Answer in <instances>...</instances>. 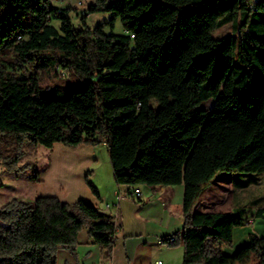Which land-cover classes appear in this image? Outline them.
<instances>
[{
    "label": "trees",
    "instance_id": "16d2710c",
    "mask_svg": "<svg viewBox=\"0 0 264 264\" xmlns=\"http://www.w3.org/2000/svg\"><path fill=\"white\" fill-rule=\"evenodd\" d=\"M78 11L79 25L53 0H0L5 172L39 182L20 164L29 145L105 144L118 184L184 185L183 229L164 240L184 245L183 264H264V235L224 252L245 209L197 208L219 174L264 173V0H91ZM97 12L109 18L90 26ZM229 23L231 34L214 37ZM58 69L71 81L44 85ZM86 184L100 197L89 174ZM85 227L110 256L116 225L93 203L13 198L0 210V264H56Z\"/></svg>",
    "mask_w": 264,
    "mask_h": 264
},
{
    "label": "crops",
    "instance_id": "0c3cea01",
    "mask_svg": "<svg viewBox=\"0 0 264 264\" xmlns=\"http://www.w3.org/2000/svg\"><path fill=\"white\" fill-rule=\"evenodd\" d=\"M63 6L69 7V3ZM101 147L106 148L105 144L70 147L56 143L51 150L50 164L40 172L39 182H19L32 187V201L41 195H56L66 202L84 199L111 216L116 225V242L110 256L89 237V228L85 227L75 253L60 249L56 264H183L184 245L171 246L160 239L175 236L183 229L184 185H139L140 196L118 199V192H127L131 187L116 182L110 157L109 167H102L98 158ZM88 171L100 197L95 196L86 184ZM234 181V178L229 180L230 187ZM208 189L202 194L197 208L203 212L218 211L212 208L210 201L203 204ZM251 234L264 235V216L235 227L233 244L225 247L224 252L236 254L249 244Z\"/></svg>",
    "mask_w": 264,
    "mask_h": 264
},
{
    "label": "rangeland",
    "instance_id": "374dc122",
    "mask_svg": "<svg viewBox=\"0 0 264 264\" xmlns=\"http://www.w3.org/2000/svg\"><path fill=\"white\" fill-rule=\"evenodd\" d=\"M69 3L71 8L70 17L74 24L79 25L80 16H77V11L80 12L82 8L87 7L91 0H86L84 7L81 9L76 8L77 0H63L58 5ZM109 18V13L97 12L93 13L88 18L90 26H95ZM54 24L58 25V21L54 20ZM124 28L121 21L118 19L114 28V32L121 34ZM232 25L226 24L223 27L214 30V37H225L232 33ZM106 31H110L107 27ZM43 82L45 84H62L67 85L72 77L68 72L58 69V76L53 71L43 75ZM213 100L205 103L206 107L213 106ZM51 150L42 145L27 146L25 148L26 154L20 164L29 163L28 174L41 172L50 164ZM98 158L102 163V167H109V154L106 148L101 147L98 152ZM6 167L0 161V210L2 206L13 198H18L23 201H32L33 190L32 187L25 186L26 180H19L16 173H7ZM91 176V172H87ZM86 174V175H87ZM234 178L233 186H229V180ZM96 185V184H95ZM204 203L210 201L213 209L223 212L236 211L243 208L249 215V220L254 219L253 215L259 208H264V173L258 174L254 172L241 173V172H224L219 174L216 181L208 189ZM212 201V202H211ZM250 223V222H249ZM182 244V243H181Z\"/></svg>",
    "mask_w": 264,
    "mask_h": 264
},
{
    "label": "built area",
    "instance_id": "2783aa9c",
    "mask_svg": "<svg viewBox=\"0 0 264 264\" xmlns=\"http://www.w3.org/2000/svg\"><path fill=\"white\" fill-rule=\"evenodd\" d=\"M63 0H53V2L55 4H59L61 3ZM86 3V0H77L76 2V8L78 9H81L82 7H84ZM86 11V7L82 8L80 12L84 13ZM134 36V35H132ZM21 37V36H20ZM141 195V190L139 188V186L135 187V188H132L130 190H128L127 192H118L117 193V198L120 199L122 197H126V196H134V197H138ZM166 239H169L170 241H173L175 238L174 236H170V237H167V238H163V239H160V242H164V240ZM162 261H159V263H161ZM108 264H112V262H109Z\"/></svg>",
    "mask_w": 264,
    "mask_h": 264
}]
</instances>
